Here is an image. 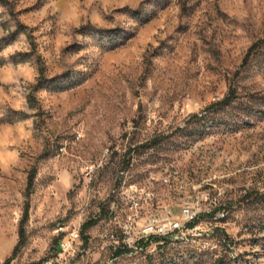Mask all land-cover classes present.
I'll return each instance as SVG.
<instances>
[{"label":"rangeland","instance_id":"rangeland-1","mask_svg":"<svg viewBox=\"0 0 264 264\" xmlns=\"http://www.w3.org/2000/svg\"><path fill=\"white\" fill-rule=\"evenodd\" d=\"M0 39V264H264V0H6ZM124 179L195 227L116 256Z\"/></svg>","mask_w":264,"mask_h":264},{"label":"built area","instance_id":"built-area-1","mask_svg":"<svg viewBox=\"0 0 264 264\" xmlns=\"http://www.w3.org/2000/svg\"><path fill=\"white\" fill-rule=\"evenodd\" d=\"M121 174L125 176L124 171ZM115 192L126 205V208L120 210L122 213L112 208L108 215L109 220L118 225L117 230L109 232L113 243L112 249L116 252L121 247L136 251L141 249V243L161 242L163 237L168 240L173 237L177 239L188 228L195 227L191 224L195 222L196 214L189 204L182 207V220H178L170 210L153 214L144 212L152 198V192L136 183H127L124 179ZM79 240L78 230L68 232L60 238L56 255L40 264H66L68 256H72L75 252L74 242L77 243Z\"/></svg>","mask_w":264,"mask_h":264},{"label":"trees","instance_id":"trees-1","mask_svg":"<svg viewBox=\"0 0 264 264\" xmlns=\"http://www.w3.org/2000/svg\"><path fill=\"white\" fill-rule=\"evenodd\" d=\"M0 2L5 3L6 0H0ZM131 15H133L134 17H139V16L141 15V11L138 10V9H136V10H131ZM98 31H99L98 33H100L101 35H103L104 37L107 38L108 43H113L114 40L117 38V36H115V37L112 36V35L116 32V31H114V30H98ZM113 31H114V32H113ZM2 40H3V39H0V43L2 42ZM4 40H5V39H4ZM6 41H7V40H6ZM4 43H8V42H4ZM257 44H258V42L254 43V44L250 47V49H249V51H248L249 54L252 52L253 49L256 48ZM29 57H30V54L27 53V52H18V53H16V54L13 56L15 62H22V61H24V60H27ZM245 59H246V58H245ZM45 81H46V78H42L41 81H39V84L44 85V84L46 83ZM43 83H44V84H43ZM234 99H235L234 90L231 88V89L229 90V92L223 97L222 100H220L219 102H216V103H212V104H210L209 107H214V106H216V105H219V106H220V105H221V106L229 105V104H231V103L234 101ZM254 111H258V110H253V108H251V112H254ZM191 117L193 118V121H195V122L198 123V122H200V121H203V120L206 118V115L194 114V115L191 116ZM34 178H35V170L32 169V170L30 171L29 175H28V178H27L26 197H28V195H29L30 189H31V187H32V185H33ZM249 195H250L249 192H246L245 196L247 197V196H249ZM258 199H259L260 202H264V195H263V194H259ZM226 207H227V209H229V206H226V205L223 206L222 203H221V204H218V205H216V206L213 208V210L211 211V214H214V213H216V212H218V211H220V210H222V209H224V208H225V210H226ZM28 209H29V205H28V203L26 202V203H25V206H24L23 216H22V219H21V224L25 222V220H26V218H27V216H28ZM93 223H94V221L87 222L86 224H83V227L85 228V227H87V226H89L90 224H93ZM194 223H195V222H194ZM191 226H192V224H191ZM20 232L22 233V226H21V230H20ZM20 241H21V240H19V243H18V244H20ZM157 241H159V240H157ZM161 241H163L164 243H166V242L169 241V240H168L167 238L163 237V238L161 239ZM18 244L14 247L13 251H16V249L18 248ZM57 248H58V247H57ZM56 250H57V249H56ZM119 253H120V251H117V252H115V255L118 256Z\"/></svg>","mask_w":264,"mask_h":264},{"label":"bare ground","instance_id":"bare-ground-1","mask_svg":"<svg viewBox=\"0 0 264 264\" xmlns=\"http://www.w3.org/2000/svg\"><path fill=\"white\" fill-rule=\"evenodd\" d=\"M180 237V236H179Z\"/></svg>","mask_w":264,"mask_h":264}]
</instances>
